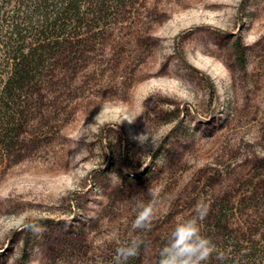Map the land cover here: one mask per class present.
Segmentation results:
<instances>
[{"label": "rangeland", "instance_id": "rangeland-1", "mask_svg": "<svg viewBox=\"0 0 264 264\" xmlns=\"http://www.w3.org/2000/svg\"><path fill=\"white\" fill-rule=\"evenodd\" d=\"M92 1L0 146V264H113L148 189L127 264H157L201 200L205 264H263L264 0Z\"/></svg>", "mask_w": 264, "mask_h": 264}, {"label": "trees", "instance_id": "trees-1", "mask_svg": "<svg viewBox=\"0 0 264 264\" xmlns=\"http://www.w3.org/2000/svg\"><path fill=\"white\" fill-rule=\"evenodd\" d=\"M92 3V0H0L1 147L11 135L8 128L22 112L20 99L31 82L34 68L58 46L66 31L79 24L85 15L92 14L89 10ZM158 260L159 253L157 264Z\"/></svg>", "mask_w": 264, "mask_h": 264}, {"label": "clouds", "instance_id": "clouds-1", "mask_svg": "<svg viewBox=\"0 0 264 264\" xmlns=\"http://www.w3.org/2000/svg\"><path fill=\"white\" fill-rule=\"evenodd\" d=\"M150 199L146 202L141 197H135L134 213L131 229L136 233L131 239L120 244L115 249L113 264H127L130 258L139 254L144 244L140 233L150 230L157 215L159 201L158 191L148 189ZM209 205L203 200L195 205L193 214L185 218L171 229L165 245L159 251L158 264H205L213 252L215 245L201 235L200 222L207 216ZM21 227L30 230L35 235L43 233L44 228L39 222L23 223ZM216 258L225 259L223 252H217Z\"/></svg>", "mask_w": 264, "mask_h": 264}]
</instances>
